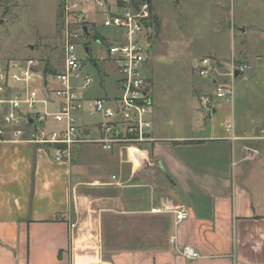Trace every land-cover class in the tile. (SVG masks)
Returning a JSON list of instances; mask_svg holds the SVG:
<instances>
[{"label":"crops","instance_id":"1","mask_svg":"<svg viewBox=\"0 0 264 264\" xmlns=\"http://www.w3.org/2000/svg\"><path fill=\"white\" fill-rule=\"evenodd\" d=\"M239 29L264 43L263 23ZM243 40L237 60L249 68L234 77L231 98L215 95L230 80L226 72L198 81L184 125L169 117L170 127L153 99L152 142L78 145L69 160L56 161L30 131L22 139L0 135V264H264V46ZM204 56L224 62L214 49L195 55L198 73ZM109 71L98 87L110 93L88 98L116 93ZM93 116L86 104L78 117L100 120ZM181 209L188 217L176 224ZM105 215L168 221L164 234L146 227L124 240L137 245L112 248L103 243ZM188 247L198 256L188 258Z\"/></svg>","mask_w":264,"mask_h":264},{"label":"built area","instance_id":"2","mask_svg":"<svg viewBox=\"0 0 264 264\" xmlns=\"http://www.w3.org/2000/svg\"><path fill=\"white\" fill-rule=\"evenodd\" d=\"M155 15L150 0H62L64 60L60 71L45 73L34 58L0 60V120L5 127L0 135L8 130L13 138L22 139L30 131L29 140L52 149L56 161L69 160L78 145L98 144L112 150L154 141L152 82L144 69L158 32ZM93 41L104 55L93 57ZM90 57L99 76L109 75L112 69L116 93L86 96L96 82L85 66ZM196 64L204 78L215 77L219 70L213 56H204ZM247 68L248 64L233 58L226 73L230 80L217 84L215 95L230 99L235 72ZM205 101L211 104L212 98ZM86 104L100 120L80 121ZM174 213L176 224L188 217L185 209ZM184 253L188 258L198 256L190 247Z\"/></svg>","mask_w":264,"mask_h":264},{"label":"rangeland","instance_id":"3","mask_svg":"<svg viewBox=\"0 0 264 264\" xmlns=\"http://www.w3.org/2000/svg\"><path fill=\"white\" fill-rule=\"evenodd\" d=\"M152 3L160 25L144 75L152 78L151 92L161 125L172 126L166 121L169 117L184 125L188 112L195 106V83L210 81L194 69L195 55L199 57L207 50H216L224 59V62L218 61L221 68L215 76L219 77L221 72L229 71L231 65L228 63L232 64L233 58L235 61L240 58L238 51L245 46L243 39L248 37L250 46H264L252 29L250 36L239 29L244 23L264 24V0H152ZM61 6L62 0H0V60L34 58L45 73L60 71L64 60ZM92 44L94 58L104 55L103 49L94 41ZM80 54L85 57L82 50ZM102 65L110 68L107 63ZM85 66L96 76V82L87 90V97L110 93V89L98 87L106 78L99 76L92 60L87 59ZM86 117L91 118L89 114ZM2 129L5 127L0 120ZM147 216L105 215L103 243L105 241V245L112 248L137 245V242L124 241L127 235L136 230L142 233L146 227L154 225L161 226L158 233L164 234L168 220ZM97 222V235L91 237L94 246L101 244L99 217Z\"/></svg>","mask_w":264,"mask_h":264},{"label":"water","instance_id":"4","mask_svg":"<svg viewBox=\"0 0 264 264\" xmlns=\"http://www.w3.org/2000/svg\"><path fill=\"white\" fill-rule=\"evenodd\" d=\"M151 1V0H150ZM85 29H87V28H85ZM32 48H33V46H31ZM95 66L96 67H99V65L97 64V63H95ZM240 74V72L237 70L236 72H235V75L236 76H238Z\"/></svg>","mask_w":264,"mask_h":264},{"label":"trees","instance_id":"5","mask_svg":"<svg viewBox=\"0 0 264 264\" xmlns=\"http://www.w3.org/2000/svg\"><path fill=\"white\" fill-rule=\"evenodd\" d=\"M155 18H156V22H157V27L159 28V25H160V23H159V18H158L157 15H155Z\"/></svg>","mask_w":264,"mask_h":264}]
</instances>
